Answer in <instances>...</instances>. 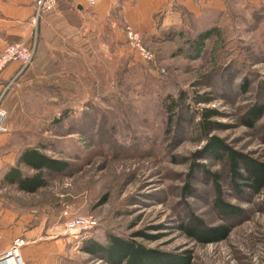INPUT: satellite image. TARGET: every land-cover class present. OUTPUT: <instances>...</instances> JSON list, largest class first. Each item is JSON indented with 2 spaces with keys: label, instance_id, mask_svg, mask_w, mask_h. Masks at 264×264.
Returning a JSON list of instances; mask_svg holds the SVG:
<instances>
[{
  "label": "rangeland",
  "instance_id": "obj_1",
  "mask_svg": "<svg viewBox=\"0 0 264 264\" xmlns=\"http://www.w3.org/2000/svg\"><path fill=\"white\" fill-rule=\"evenodd\" d=\"M123 1L90 24L88 33L73 30L71 52L56 54L61 61L46 66H64L65 77L54 85H43L37 75L52 53L40 55L44 41L34 27L37 52L30 67L36 72L23 71L1 100L3 133L10 139L0 145V178L9 165L19 166L22 150L42 144L43 152L70 166L34 193L0 180V230L11 238L14 231L28 235V242L70 237L62 246L47 244L44 256L33 254L38 264H112L106 252L85 248L90 240L105 244L113 235L152 250L163 264H264V189L238 191L225 158L207 153L193 164L194 153L207 143L198 125L203 109L217 112L210 136L264 162V0H223L220 18L185 16L175 29L157 21L149 33L131 26L154 53L153 62L128 41ZM213 20L217 36L201 58H190L187 40ZM182 92L170 119L169 100ZM254 106L263 113L249 126ZM216 184L221 199L240 212L218 201ZM69 215L93 216L98 224L62 235ZM219 225L229 233L211 242L183 228Z\"/></svg>",
  "mask_w": 264,
  "mask_h": 264
},
{
  "label": "crops",
  "instance_id": "obj_2",
  "mask_svg": "<svg viewBox=\"0 0 264 264\" xmlns=\"http://www.w3.org/2000/svg\"><path fill=\"white\" fill-rule=\"evenodd\" d=\"M123 2L124 13H126L124 15L126 24L137 30H143L144 33L151 32L157 22H159L162 28L165 27L166 29L181 27L183 15L185 14L184 12L190 13L194 17L200 19L204 15H220V13L224 11V8H222L224 7L223 0H124ZM117 5V0H99L97 5L94 6V11L89 12L88 8L92 6H90L86 0H60L53 11L41 16L38 21V27L41 30V40L44 41V44L43 46L40 44L39 52L40 55L42 53H52V56L48 58V62H44L43 66L38 67L37 75L38 77L44 78L45 83L43 82V85H54L58 79L61 80L65 77L64 74L61 75V71L64 69L63 65L52 64L53 68H51V70L47 69L46 66L51 60L54 62L57 60L61 61L56 54L71 52L68 47L74 45V36L72 37L73 30L84 28V34L88 33L91 28L90 24L97 22L106 15L108 16ZM33 13L34 4L30 0H0V51L8 43L28 42L31 39L34 29V25L31 22ZM19 67L20 64L18 62H11L1 72L0 96L3 95L2 99L7 91L5 86L10 80H15L17 78L16 73ZM29 67L26 68L23 73L35 71L36 67ZM12 133L13 132L10 131L8 135H12ZM9 139L10 137L7 136V134L0 133V145L7 143ZM17 164L21 168L27 167L20 164L18 159ZM11 167L12 165H9L5 168L0 180L3 179ZM68 233L73 234L65 231L64 228L62 235ZM0 234L3 236V249L9 248L13 239L18 237L16 231H14V237L12 238L11 234L6 233V231L0 230ZM59 234H61V232H59L58 235ZM19 236L30 237L28 235ZM50 239L52 240L46 242H43V240L36 242L37 240L34 239L29 241L27 245H30L31 248H25L27 246L25 245L21 249V258L24 264H38L33 261V254L44 256L47 244H49L48 246L50 248L62 246L69 243L70 237L55 236ZM32 244L35 245L32 246Z\"/></svg>",
  "mask_w": 264,
  "mask_h": 264
},
{
  "label": "trees",
  "instance_id": "obj_3",
  "mask_svg": "<svg viewBox=\"0 0 264 264\" xmlns=\"http://www.w3.org/2000/svg\"><path fill=\"white\" fill-rule=\"evenodd\" d=\"M183 22H185V16L189 18H194L195 21L198 18L194 17L192 14L184 12ZM220 18L219 14H216L214 18ZM217 19V22L219 21ZM190 22V21H189ZM216 22H211L208 25L199 30L194 37L187 40V55L195 60L201 58L206 51L208 40L217 36L218 32ZM173 32V31H172ZM185 30H179V36H185ZM244 90H247L249 82L244 79ZM184 93L182 92L179 99H174L173 97L169 100L171 107L170 119L173 118L175 114V108L181 104L182 97ZM200 97V96H198ZM201 101V98H199ZM205 101L209 99L204 98ZM250 122L249 126L253 124V118L260 117L263 113V107L254 106L249 110ZM217 114L214 109H203L201 112L200 120L198 125L202 130V135L207 138V143L205 147L194 153L193 164H196L197 159L203 158L204 155L210 153L212 156L218 159L225 158L228 163V168L232 176L233 184L237 186V190L242 193V187L251 190L255 194H259L264 189V162L256 161L250 158L247 154L237 151L226 143V141L218 136H210V130L214 122L210 119ZM43 144L38 147H28L21 151L19 154L18 162L27 166L35 171L34 174H26L20 166L11 167L9 171L3 177V182L9 185H16L18 189L26 191L29 193H34L41 187L48 185V179L53 174H60L69 168V162L63 159H58L51 157L50 155L43 152ZM200 165V164H197ZM203 166V165H202ZM217 178L218 176L214 174ZM217 182V179H216ZM217 185V184H216ZM218 201H220L223 206L228 208L232 212H240L238 207L230 204H226L222 198V192L219 185H217ZM185 191H189V187H185ZM183 228L192 236L196 237L200 241H217L223 239L229 233V227L225 225H219L216 228L202 230L197 226L196 228H189L188 226H183ZM88 243V242H87ZM86 252L96 254L99 252H106L110 256L112 264H163L160 260V256L154 253L152 250L146 249L134 240L127 239L124 237L111 236L110 242L101 243L91 241L87 244L85 248Z\"/></svg>",
  "mask_w": 264,
  "mask_h": 264
},
{
  "label": "built area",
  "instance_id": "obj_4",
  "mask_svg": "<svg viewBox=\"0 0 264 264\" xmlns=\"http://www.w3.org/2000/svg\"><path fill=\"white\" fill-rule=\"evenodd\" d=\"M34 4V13L31 22L37 26L42 15L53 11L60 0H30ZM90 6H95L99 0H86ZM127 37L130 45L135 48L141 58L146 62L155 60L154 53L145 45L139 32L130 25L127 26ZM37 52V35L31 37L28 42H12L6 44L0 51V74L11 62L20 64L16 73L18 77L33 62ZM13 80L6 85V89ZM2 96H0V133L6 132L4 126L6 111L1 106ZM98 222L93 216L89 215H69L64 223L65 231L73 234L76 232H88L97 226ZM3 236L0 234V264H24L21 258V249L28 244V241L21 236L15 237L9 248H2ZM10 257H16L11 261Z\"/></svg>",
  "mask_w": 264,
  "mask_h": 264
},
{
  "label": "bare ground",
  "instance_id": "obj_5",
  "mask_svg": "<svg viewBox=\"0 0 264 264\" xmlns=\"http://www.w3.org/2000/svg\"><path fill=\"white\" fill-rule=\"evenodd\" d=\"M10 259H11V261H14V260H16V257H14V258L10 257Z\"/></svg>",
  "mask_w": 264,
  "mask_h": 264
}]
</instances>
